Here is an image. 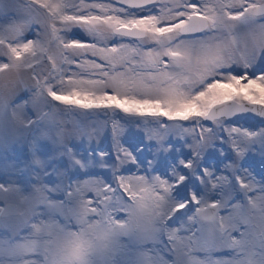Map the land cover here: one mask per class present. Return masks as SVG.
I'll return each instance as SVG.
<instances>
[{"label":"snow or ice","instance_id":"6c2138e0","mask_svg":"<svg viewBox=\"0 0 264 264\" xmlns=\"http://www.w3.org/2000/svg\"><path fill=\"white\" fill-rule=\"evenodd\" d=\"M0 264H264V0H0Z\"/></svg>","mask_w":264,"mask_h":264},{"label":"rangeland","instance_id":"374dc122","mask_svg":"<svg viewBox=\"0 0 264 264\" xmlns=\"http://www.w3.org/2000/svg\"><path fill=\"white\" fill-rule=\"evenodd\" d=\"M103 146V145H102Z\"/></svg>","mask_w":264,"mask_h":264}]
</instances>
